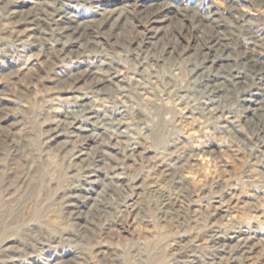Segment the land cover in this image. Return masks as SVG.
I'll use <instances>...</instances> for the list:
<instances>
[{"label": "rangeland", "instance_id": "rangeland-1", "mask_svg": "<svg viewBox=\"0 0 264 264\" xmlns=\"http://www.w3.org/2000/svg\"><path fill=\"white\" fill-rule=\"evenodd\" d=\"M263 61L264 0H0V264H264Z\"/></svg>", "mask_w": 264, "mask_h": 264}, {"label": "bare ground", "instance_id": "bare-ground-1", "mask_svg": "<svg viewBox=\"0 0 264 264\" xmlns=\"http://www.w3.org/2000/svg\"><path fill=\"white\" fill-rule=\"evenodd\" d=\"M19 12V11H18ZM70 12V11H69ZM104 12V11H103ZM125 11H123V12H121V14L123 15H125V13H124ZM120 13V12H119ZM48 14V13H47ZM114 12H112V11H110V13H105L103 16H104V18L102 19H99L96 23L98 24V27H101V25L102 26H104L105 24H109V27H112V26H114L115 24H116V21H117V19H119V18H115L114 17ZM19 15V14H18ZM21 15H23V13L21 14ZM27 15V14H26ZM25 15V16H26ZM63 16H68V17H70V15H68L66 12H64L63 14H62ZM31 17H34L33 15H32V13H31V15H30ZM36 16V15H35ZM30 17V18H31ZM127 17V16H126ZM28 18V17H27ZM36 19V18H35ZM40 19V18H39ZM29 20V19H28ZM30 20H32V19H30ZM29 20V21H30ZM38 20V19H37ZM41 20V19H40ZM45 20V19H44ZM43 22V21H42ZM94 22V21H93ZM33 23V22H32ZM36 24H38V23H36ZM39 24H40V22H39ZM34 26H35V24H34ZM37 26V25H36ZM41 26V25H40ZM86 25H85V23H80V24H76V25H74L73 24V26H69V25H67V26H63L61 29H62V31H64L68 36H70L71 37V39L72 40H80V39H85L86 37H87V32H85L86 30V27H85ZM42 27V26H41ZM88 27V26H87ZM93 27V26H92ZM85 28V29H84ZM94 28V27H93ZM43 30V29H42ZM61 31V30H60ZM63 32V33H64ZM90 35V34H89ZM67 36V37H68ZM85 40H87V38L85 39ZM44 41V40H43ZM87 42H89V40L87 41ZM44 43V42H43ZM65 48V47H64ZM253 62V61H252ZM264 62V61H263ZM256 63V62H255ZM258 63V62H257ZM142 66H143V64H142ZM264 66V65H263ZM90 77L92 78V79H94V83H98V84H104L106 81H102V79H99L100 77L98 76V74L97 73H95V72H90ZM109 79V78H108ZM107 79V80H108ZM106 84V83H105ZM95 85V84H94ZM103 87H105V85L103 86ZM102 87V88H103Z\"/></svg>", "mask_w": 264, "mask_h": 264}]
</instances>
